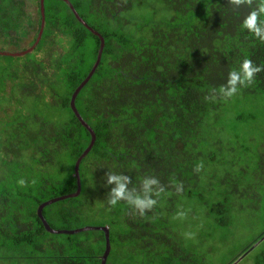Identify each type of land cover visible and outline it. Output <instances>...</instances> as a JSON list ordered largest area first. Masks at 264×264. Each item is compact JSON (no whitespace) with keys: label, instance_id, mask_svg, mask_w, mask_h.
Returning <instances> with one entry per match:
<instances>
[{"label":"trees","instance_id":"obj_1","mask_svg":"<svg viewBox=\"0 0 264 264\" xmlns=\"http://www.w3.org/2000/svg\"><path fill=\"white\" fill-rule=\"evenodd\" d=\"M153 1L163 14L124 30L145 0H44L37 41L41 0H0V57L13 60L0 64V264H101L105 227L106 264H206L207 238L190 245L177 224L192 204L213 231L254 217L258 231L230 264L251 254L264 264V121L246 111L264 101V40L242 26L252 11L264 26L261 0ZM76 14L104 39L74 102L92 146L70 103L100 39ZM245 59L259 71L223 98ZM110 174L142 197L154 178L155 204L142 215L110 205ZM55 199L41 210L53 233L38 210Z\"/></svg>","mask_w":264,"mask_h":264},{"label":"rangeland","instance_id":"obj_2","mask_svg":"<svg viewBox=\"0 0 264 264\" xmlns=\"http://www.w3.org/2000/svg\"><path fill=\"white\" fill-rule=\"evenodd\" d=\"M159 8L160 7L156 5L155 1L145 0V2H142L140 5H136L130 12V14L124 17L125 20L121 21L122 28L124 30L132 29V26L135 27L134 24L142 21V17H146L147 14H152V17L162 15L163 12L158 10ZM12 26L17 29L18 23H14ZM23 29L24 27H22V30ZM21 45L24 46V42ZM92 45H94V43L91 40L88 45L89 50H91ZM30 58H32V56ZM12 62V59L0 57V64L2 65H10ZM262 110L264 112V101L261 104H253V106L246 109V111H248L249 113H258V119H260V121H264V114ZM48 112L51 116L61 115L64 119L67 117V114H60L56 110L50 108L48 109ZM2 116L3 114L0 113V117ZM197 207L198 206H193L192 204V207L189 208L190 212L179 215L177 224L180 221L181 224H184V226L188 225L187 229L189 230L187 232L188 234H186V237L189 240L190 245L195 246L198 242L202 243L203 240L200 241V238H207L204 239V241L206 242L202 246L205 252L204 259H206V264H230V262H233L236 257L241 254L240 251L242 250V248L248 243L253 234L258 231L259 225L254 224L251 221H254L255 218L247 212L239 213L237 216L234 215L235 226L232 225L231 229L228 230L227 233L225 232L227 238L221 239V237H223L225 233L220 231H213L212 226L208 227L207 221L209 219L206 217L203 210H194ZM254 255L255 254H251L245 257L244 259L238 261L237 264H256ZM198 263L200 264V261ZM201 263L203 262L201 261ZM110 264H122V262H110Z\"/></svg>","mask_w":264,"mask_h":264},{"label":"clouds","instance_id":"obj_3","mask_svg":"<svg viewBox=\"0 0 264 264\" xmlns=\"http://www.w3.org/2000/svg\"><path fill=\"white\" fill-rule=\"evenodd\" d=\"M236 3H241V0H235ZM260 13H264V0H261V5L259 8ZM242 26L261 40H264V26L257 25V11H252L247 17L244 18ZM259 71L258 68L252 66L251 61L245 59L241 66L239 72L233 71L229 73L226 86H221L220 93L223 98L231 97L237 92V84H244L246 81H251L255 72ZM127 177L118 175H108L107 183L114 184V187L110 190V198L108 203L110 205H116L118 201L125 200L135 209L139 210L141 215L144 213L145 209L151 208L155 204V200L149 198L148 192L151 190L150 186L157 183L153 179H146L143 182L144 195H135L127 190Z\"/></svg>","mask_w":264,"mask_h":264},{"label":"water","instance_id":"obj_4","mask_svg":"<svg viewBox=\"0 0 264 264\" xmlns=\"http://www.w3.org/2000/svg\"><path fill=\"white\" fill-rule=\"evenodd\" d=\"M43 1L44 0H41V11H42V24H41V30H40V33H39V37H38V39H37V41H39V39H40V36H41V33H42V29H43V24H44V15H43V11H44V6H43ZM65 1H67V0H65ZM70 7H71V5H70ZM76 17L78 18V20H80L94 35H96L97 37H99V39H100V48H99V50H98V54H97V60H96V63H95V65L93 66V69H92V71H91V73L88 75V77L81 83V85L75 90V92L73 93V95H72V98H71V103H70V105H71V108H72V111L75 113V115L77 116V118L82 122V125L84 126V127H86L87 129H88V131L90 132V134H91V136H92V141H91V145L90 146H92L93 145V143H94V141H95V134L93 133V131L90 129V127L86 124V123H84L83 122V120L81 119V117L79 116V114H78V112H77V110H76V108H75V104H74V102H75V99H76V97H77V95H78V93L80 92V90L83 88V86L90 80V78H91V76H92V74L94 73V71H95V69L97 68V66H98V64H99V62H100V60H101V55H102V52H103V49H104V39H103V37L98 33V32H96V31H94L93 29H91V28H89L80 18H79V16L76 14ZM89 150H90V147L85 151V153L82 155V157L83 156H85L88 152H89ZM80 161H81V158H79V160L76 162V165H75V173H76V175L78 176V168H79V164H80ZM80 192V189L78 188V190H77V192L75 193V194H71V195H69V196H67V197H75V196H77L78 195V193ZM64 198H66V197H63V198H61V199H64ZM58 199H55V200H51V201H49V202H47V203H45V204H43L40 208H39V210H38V213H39V216L41 217V219H42V222H43V224H44V226H45V228L49 231V232H53V233H56V232H59V231H55V230H52L49 226H48V224L46 223V221L44 220V218L41 216V210H42V208L43 207H45L46 205H49V204H52V203H54V202H56ZM91 228H84V229H80V230H77V231H71L70 233H76V232H81V231H86V230H90ZM101 229H103L104 231H105V238H106V248H105V253H104V255L102 256V263L101 264H106V260H107V257H108V255H109V253H110V243H109V232H108V229L105 227V228H101Z\"/></svg>","mask_w":264,"mask_h":264},{"label":"flooded vegetation","instance_id":"obj_5","mask_svg":"<svg viewBox=\"0 0 264 264\" xmlns=\"http://www.w3.org/2000/svg\"><path fill=\"white\" fill-rule=\"evenodd\" d=\"M30 38H28V40H31L32 39V37L31 36H29ZM27 40V39H26Z\"/></svg>","mask_w":264,"mask_h":264}]
</instances>
